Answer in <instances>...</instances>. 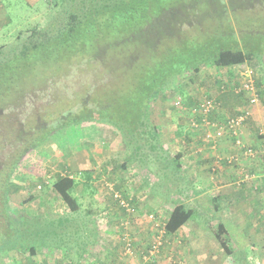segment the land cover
<instances>
[{"label": "rangeland", "instance_id": "rangeland-1", "mask_svg": "<svg viewBox=\"0 0 264 264\" xmlns=\"http://www.w3.org/2000/svg\"><path fill=\"white\" fill-rule=\"evenodd\" d=\"M93 1L95 3L99 2V0ZM229 1V7L233 10L227 16L218 15L223 13L222 9L224 2L218 1L215 5L213 0H137L135 2H126L122 8L112 9L110 5L107 8L99 6L95 10H92L90 19L83 21V26L86 25L83 29L91 31L97 30L96 26L101 19L105 24L101 26L111 28V19L113 17L116 19L121 18L122 12L127 15L128 13L131 14L133 11L136 12V15L138 13L137 16H140L141 19H145L146 16L147 20H151L152 15L156 14L158 10L167 7L170 3L171 5H174V2H182L185 6L187 4L191 5V7L196 6L195 8L197 11H194L192 8L186 11V13L193 16L192 22L197 23V25H195V32H191L190 27L187 29L184 28L185 32L189 35L183 36L180 40L177 38H171V46L161 52L154 61H143V65L149 64L152 66L151 71H154V69L157 71L161 70L162 62L164 63L163 59L171 58L172 54L175 56L171 64L173 67L175 66V61L176 64L184 63L185 59L189 55V52H191V49L196 47L191 46L194 44L206 45L210 47L205 51H197L204 56L211 53L213 49L211 46L218 47L221 45L225 48L235 49L238 48L237 43L239 41L242 46L246 43L247 48L250 46L253 51L264 50V7L260 8L261 6H258L259 3L255 4V2L259 0ZM71 6L78 8V0L76 2L72 0H65L64 3L62 0H0V46H3L2 57L7 58L8 56L13 55L23 44L29 45L31 41L45 39L47 36L44 35L46 34L57 33V31L60 30L64 24H66ZM186 13H184L185 19H187ZM215 14L220 17V22L216 20ZM199 15L200 18L198 19ZM109 17L112 18L108 20ZM52 20L54 25L51 26L49 23ZM233 20L237 24L240 22L241 24L249 25L247 27L248 29H244L242 31L234 29L231 27ZM123 27L125 28V26ZM43 30L47 33L43 34L44 32H41ZM246 46L244 48H246ZM114 51H119V48L114 49ZM118 54L120 55V53ZM104 56H107V51H104ZM176 58H178V60H176ZM193 58L194 56L190 57L188 60ZM188 60L187 62H189ZM76 61L77 60H67L66 62H69L70 68L59 67L58 71L55 73V75L60 78L64 76L61 75V73L66 75L71 73V68L74 69L72 74H70V77H72L73 80V86L70 89L72 97L70 98H75V100H71L68 94L65 96L55 94L50 96L48 99L45 98V94H41L36 95L37 98L32 99L31 95L35 94L36 89L42 87L46 81V77L42 72L43 66L50 67L52 65L53 68L55 67L54 64L57 62V58L54 55L50 57L48 52L42 48L29 51L28 54L23 56L21 59V62L24 65H28L33 68L38 66L41 69V79L36 77L34 78L32 73L27 79L20 77L14 78V80L11 79V81L6 78L5 80L0 79V84L1 82L9 84L5 87L1 86L0 88V168L2 164H5L8 165L6 171H9L12 166H14L9 174L10 176L6 180L8 192L6 197L9 198L8 200L10 202L9 204H11L12 211L20 217L29 218L30 216H39L41 219H45L70 214L61 199L51 188V183L55 175L72 173V170H74L72 162L75 161L72 157L73 153L75 154L77 151L86 148L102 149L105 147L107 141L111 143L113 148L118 147L120 142L123 144L119 134L113 127L104 121L84 122L82 125L77 126V128L69 127L61 128L59 130L53 129L57 120L60 118L61 113H66L68 110L75 111L80 107L79 98H82L86 92L91 91V93L89 92V95H91V102L94 105H96L97 101H99L97 94L94 93V87L90 88L88 85L92 76L94 78L93 83H100V81L104 80V75L101 73L104 72L106 59H90L89 61L85 59L83 60V63L78 59L79 64H77ZM12 63L13 65L15 64L14 61H12ZM252 63L255 65H247L254 68L255 82L257 81L259 83L262 99L264 94V90L262 89L264 84V54L259 62ZM241 65L244 66V64ZM210 66H203L198 70L190 71L189 74L186 72L185 75L181 74L180 76H177L174 82H179L178 87L176 88V85L170 86L171 89L163 91L157 99H154V101L151 102L153 120L159 125V127L161 126V128H163L160 129L162 133V143L164 144L163 148L167 151V153L171 154V135L173 133V129L171 128V118L176 117L177 114L187 115L183 109L184 105H186V108H193V104L191 105L190 103H193L194 101H197L196 104L199 103L206 94V91L204 90H222V92L216 90V97H219L218 100L219 104L221 102V109L210 112L208 117L211 119L220 120L226 116L234 115L237 113L238 109L245 104L243 99L230 89L234 85L233 83H235L237 79L239 80L240 76L237 68L235 73H233L232 70L222 69L219 66H217V68ZM139 69L144 70L145 67L141 66ZM78 74L84 78V81H82L80 77L78 78ZM52 76L55 77L53 74L50 78ZM33 79L36 83H32L34 81ZM224 79H227V81H223ZM146 81L147 78L144 79L143 83ZM226 84L229 88L224 86ZM221 85H223V89ZM87 88H89L88 91ZM149 90L150 86L146 84L145 92L147 93ZM108 92L110 91L108 90ZM127 94H129V91L125 90L123 95ZM180 96L183 98L184 103L180 102L176 105L175 100ZM208 96L211 97L210 94H208ZM218 100L216 101L218 102ZM126 104L128 103L126 102ZM188 116L190 117V113H188ZM189 117L187 118V121H189ZM179 119H184V117L181 116ZM91 126L92 130L95 126V129H98L97 131H102V133H97V131L95 133H93V131L87 133V128ZM50 127L53 129L50 131V135H47V133L44 134L46 129ZM87 135L91 137L79 140L80 137H86ZM77 136H79V138H77ZM35 137H39V140L37 141ZM33 139H35V142ZM69 139H72V142ZM75 140H78L79 143L77 144V147L76 145H73L71 148V145ZM74 147H76L75 150ZM21 148L28 150L22 155V157L18 158L17 164L14 165L12 159H17V155L20 153ZM103 157L105 158L104 163H100L98 165H96V163L93 164L94 166L96 165L97 170L101 167L99 170L100 175L98 176L105 175L107 180L99 181L98 179L92 178V176L90 180H86L84 176H82V178L80 177V172L84 170H77L78 172L76 173V177L79 184L83 186L84 190H81V185L79 186L78 184L74 191L77 195L79 194L78 199L81 203V211L74 214L76 221L74 220L71 230L68 233V239L75 241V243L68 245L72 248L70 254L65 258L63 257V251L61 249L50 248L49 250H38L36 256L29 258L25 255L26 253L11 249L7 252H0V264H68L69 261L75 262L76 251L79 250L83 243L86 250L89 248L88 251L91 255H95V253L101 251L99 247L97 246L96 248L94 244L96 243L95 240L101 242L100 238H97L96 236L97 234L100 235L97 231V224L102 225L104 218L108 215L105 211H101L99 213L97 212L101 206L98 205L99 200L95 197L96 189L98 188L99 190L101 187H106L105 189H101V191H103L101 193H105L106 197H110L108 198L110 205L106 204L107 206L104 205L105 207L103 208H109L114 212L123 211V214L120 213L122 217H126L127 214L133 212L132 205H130L127 198L122 194L121 188H119V182L115 181L114 183L109 181L110 178L107 176V173L112 174L111 170L108 171V169H110L113 165L112 159L117 158L110 156L112 159H108V154L105 156L103 155ZM10 158L11 160L8 162ZM167 168H169L168 165ZM2 184L3 182L1 180L0 186ZM187 188L190 190L189 185H187ZM172 192H174V194ZM172 192L171 206L175 202H179V199L174 201H172V199H181L183 194L176 191ZM186 196L188 200H190V197L188 195ZM209 198H212L211 194L208 198H201L202 203L206 202ZM188 200L187 202L190 204L189 206H192L193 202H198V200ZM123 207L125 208L124 210L122 209ZM160 215L161 213L158 216L159 219ZM202 218L207 219L203 213L201 214V220ZM211 221L212 224H210ZM4 222L5 220L3 219V215H0V227L4 224ZM121 225L122 226H118V229H120V232H123V236L121 237L120 234V236H118V240L124 239V237L131 239V234L128 231L124 232V221L121 222ZM207 225L210 226V229L205 230L207 228L206 227L204 229V233L201 232L200 228H195L194 225L192 228L189 226L187 230H191L194 237H200L202 244L206 242L208 252H210L213 259L216 258L219 253L231 257L225 253L218 241L213 238V232L217 230V219L215 217L212 218L210 221H207ZM99 229L100 231L102 230V228ZM104 231L105 229L103 230V233ZM182 233L183 232H180V234ZM232 233L231 235L228 234L229 238L227 237L228 240L225 241L229 246H235L232 243V238L236 235ZM155 234L160 235L161 230L155 229L153 235ZM203 234L207 240L206 238L201 237ZM153 235H151L150 241H152ZM101 236L102 235L99 237ZM81 237L83 238V242L80 243L78 240L81 241ZM172 237L176 238L175 240L180 239L182 242L184 240V238L178 234L173 235ZM86 241H88V243ZM90 241H92V243H90ZM241 243H239L238 246H235V248L239 247V249H243L245 253H248L249 249L253 250L254 247H256L255 242H253L251 238H247ZM99 245L102 246V244ZM189 246L191 247L192 244L188 246L182 244L181 248L177 250H180V252L176 255H180L184 250L186 256L187 252H189ZM192 250L196 253L195 248ZM218 250L219 252L217 254ZM159 253L160 249L158 254ZM238 255H240V253H238ZM119 256L122 260H120L117 256V261L111 262L126 264L125 259L129 261V259L133 257L124 256V254L121 253H119ZM248 256L251 257L247 259V264H264L260 260L252 258L253 255L251 253H249ZM83 258L82 263H84ZM89 258L92 259V256H89ZM187 261L188 260H183L182 258L177 257L175 259L174 256L171 263L179 264ZM229 261L233 262L230 259ZM84 264H87V262ZM238 264H244V262L241 260Z\"/></svg>", "mask_w": 264, "mask_h": 264}, {"label": "trees", "instance_id": "trees-1", "mask_svg": "<svg viewBox=\"0 0 264 264\" xmlns=\"http://www.w3.org/2000/svg\"><path fill=\"white\" fill-rule=\"evenodd\" d=\"M62 1L63 3L65 2V0ZM72 1L76 2L77 0ZM131 1L135 2L137 0H99L98 3H95L93 0H78V8L71 6L72 9H69L70 12L68 13L66 24H64L57 33L46 34L47 32L43 30L41 32H44L43 34H46L44 36H47L45 39L31 41L29 45L23 44L18 51L7 58L2 57L3 46H0V79L5 80L6 78L10 79V81L17 77L27 79L31 73L34 78L41 79V69L38 66L33 68L24 65L21 59L23 56H26L29 51L42 48L48 52L50 57L54 55L57 58V62L54 64L55 67L53 68L52 65L50 67L43 66L42 72L46 77V81L42 87L36 89L35 94L31 95L32 99L37 98L36 95L41 94H45L46 99L55 94L64 96L68 94L70 98L72 97L70 89L73 86V80L70 74H72L74 69L71 68V73L66 75L61 73V75L64 76L58 78L55 75L58 68H70L69 62H66L67 60H77L76 63L79 64L78 59L82 63L85 59L87 61L99 58L106 59L104 72L101 73L104 75V80L100 81V83H93L94 78L92 76L88 85L90 88L94 87V93L98 96L99 101H97L96 105L91 102V95H89L91 91H89L90 93L86 92L82 98H79L80 107L75 111L68 110L66 113H61L53 129L59 130L61 128L77 127L84 122L104 121L113 127L119 134L125 145L128 160L147 164V157L152 156L153 160L160 158L164 162H168V165H171V154L164 150L160 127L153 120L151 102L157 99L163 91L171 89L170 86L176 85L177 88L179 82H174V80L181 74L185 75L186 72L189 74L192 70H198L203 66L206 67L210 65L231 67L246 63V65L250 64L253 66L255 64L252 62H259L264 54V50L253 51L250 46L247 48L246 43L242 46L239 41L237 43L238 48L235 49L225 48L221 45L218 47L211 46V48H213L211 53L204 56L197 51H205L210 47L194 44L191 46L196 47L191 49L184 63L176 64L175 61V66L173 67L171 64L175 56L172 54L171 58L163 59L164 63L162 62L161 70L157 71L154 69V71H151L152 66L149 64L143 65V61H154L161 52L171 46V38L180 40L183 36L189 35L185 32L184 28L187 29L190 27L191 32H195V25H197V23L192 22L193 16L186 13V11L191 8L197 11L195 8L196 6L191 7V5L188 4L185 6L182 2H174V5L170 3L167 7L158 10L156 14L152 15L151 20H147L146 16L145 19H141L140 16H137L138 13L136 15V12L133 11L131 14L128 13L129 15H125V13L122 12L121 18H108V20L112 18L110 21L111 28L101 26L105 25L104 21L101 19L96 26L97 30L91 31L83 29L86 27V25L83 26V21L91 18L90 14L92 10H95L99 6L107 8L109 5L112 9L122 8L126 2ZM218 1L224 2L222 9L223 13L218 15H229L233 10L229 7L230 1L213 0L215 5ZM256 3H259L258 6H261L260 8L264 7V0L256 1L255 4ZM184 13L187 14V19L184 18ZM199 18L200 15L198 16V19ZM215 18L220 22V17H218L217 14H215ZM50 24L51 26L54 25L53 20L49 25ZM123 26H125V28ZM248 26L249 25L241 24L240 22L237 24L234 20L231 23V27L241 31L248 29ZM245 46L246 48H244ZM116 48H119V51L115 52L114 49ZM104 51H107V56H104ZM118 53H120V55ZM193 56V59L188 60ZM176 60H178V58H176ZM187 60L189 62H187ZM12 61L15 62L14 65ZM141 66H144L145 69H139ZM53 74L55 77L52 76L50 78ZM79 77L84 81V78L78 74V78ZM145 78H147V81L143 83ZM32 83H36V81L34 80ZM146 84L150 86V90L147 93L145 92ZM256 84L259 87L257 81ZM8 85L9 84L6 82H1L0 88L1 86L5 87ZM88 90L89 88H87V91ZM108 90L110 92H108ZM125 90H128L129 94L123 95ZM70 99L75 100V98ZM179 99L180 102H183L181 96ZM126 102L128 104H126ZM197 104L192 105L193 108L190 107L192 114H190L187 123L191 129L202 130L204 116L201 110L197 108ZM186 109L189 110V108ZM51 128L52 127L47 128L44 134L47 133V135H50V131L53 130ZM35 139L38 141L39 137H35ZM35 139H33L34 142ZM252 149L255 151L254 147H252ZM27 150L28 149L21 148L20 153L17 155V159L11 157L13 158L12 162L14 165L17 164L18 158L22 157ZM237 153H240L239 159H241V156H244L241 150H238ZM260 154L264 156L262 147L260 149ZM11 158L8 162H10ZM7 166L8 165L2 164L0 168V182L1 180L3 182L0 186V215H3V219L5 220L4 224L0 227V252H7L12 249L15 251H22L26 253L25 255L27 257L32 258L37 255L38 250H49L53 248L61 249L63 251V257L66 258L72 249L68 245L75 243V241L68 239V233L71 230L74 220L76 221L74 214L81 211V203L78 199L79 195L77 196L76 193H74L75 188L79 184L78 179L71 177L69 174H56L51 183L52 190L61 199L70 214L45 219H41L39 216H30L29 218L20 217L12 211L11 204H9L10 202L8 200L9 198L6 197L8 193L6 180L14 167L12 166L11 170L6 171ZM91 173V170L86 169L80 172V177L82 178V176H84L86 180H90ZM92 178L97 179L96 177ZM80 185L81 184H79V186ZM81 190H84L82 185ZM209 202H211V204L214 202L215 204L214 198H211L208 203ZM122 209L125 208L123 207ZM194 210V208H188L183 204L172 206L171 211L168 212L167 218L162 222L164 234L174 233L181 225L185 224L189 219L194 218L196 215L194 214ZM205 214L206 213H204V215ZM210 220L211 219L208 217L206 221H204L206 225L207 221ZM216 226L217 230L213 232L214 238L218 241L225 253L231 256L237 263L242 260L244 264H247V253H245L243 249H238L237 251L234 246L227 245L225 241L228 240L227 237L229 238V236L226 229L222 223L217 222ZM122 236L123 232H121V237ZM131 239V243L135 248L134 240L132 237ZM78 241L80 243L83 242V238L81 237V241ZM119 241L122 251L124 240L120 239ZM86 242L88 243V241ZM150 242L146 249L136 252L139 254L145 252L149 248ZM90 243H92V241H90ZM83 244L79 250L76 251L75 262L69 261L68 264H80V259L87 253L86 247L84 248ZM249 251L250 250H248V252ZM238 253H240V255H238Z\"/></svg>", "mask_w": 264, "mask_h": 264}, {"label": "crops", "instance_id": "crops-1", "mask_svg": "<svg viewBox=\"0 0 264 264\" xmlns=\"http://www.w3.org/2000/svg\"><path fill=\"white\" fill-rule=\"evenodd\" d=\"M210 67L217 68V66ZM221 68L232 70L233 73L236 71V66ZM223 81H227V79ZM239 81L240 79H237L233 84L236 85ZM224 86L228 87L227 84ZM262 89L264 90V84ZM216 90L222 92L221 89L204 90L206 94L203 97L207 98L209 97L208 94H210L211 98L218 100L219 97H216ZM238 96L245 102L242 95ZM196 102L194 101V103L190 104L194 105ZM261 102V105L253 108L251 116L240 129L244 142L254 147L256 153L253 157L249 158L241 156V159L232 165L228 164L224 158L218 157L219 159H217L216 157L217 154L226 157L238 152L233 147L232 140L229 137H224L218 141L217 148L212 150L210 143L202 139L201 130L189 127L187 118L189 117L188 113L191 108L189 107L188 110L185 106L183 109L187 115L177 114L176 117L171 118V128L173 129L171 135V165H168V162H164L160 158L153 160L152 156H149L151 158L147 157V164L139 161H130L127 158V151L123 142V144L120 142L118 147L113 148L111 143L107 141L105 147L102 149L81 148L82 150L77 151L75 154L73 153L72 158L75 161L72 162V167L74 170L69 175L76 177L77 170L87 169L91 170V176L96 177L99 181L107 180L105 175L98 176L100 175L99 170L101 167L99 170L96 167V165L105 162L103 155L108 154V159H112V156L116 157L117 159H112L113 165L108 169V171H112V174L107 173V176L110 178L109 181L114 183L115 181L119 182L122 194L127 198L130 205L133 206V212L127 214L126 217H122L123 211L114 212L109 208H103L106 204L110 205L108 200L110 197H106L105 193H101L103 192L101 189H105L106 187H101L99 190L98 188L96 189L95 197L98 198V205L101 206L97 212L105 211L108 216L104 218L102 225L97 224V231L102 236L99 237L101 242L95 241L96 243L94 244L101 251H98L95 255H91L88 248L87 253L84 254L86 255L83 258L84 263L109 264L111 261H117V256L122 260L119 256L121 243L118 240V236H120L121 232L118 226H122L121 222L123 221L125 224L123 227L124 232L128 231L134 240L135 251L140 252L146 249L154 230H163L162 222L167 218L171 207L176 204H183L188 208H194V214L196 215L181 225L174 233L163 234L164 243L160 248V253L156 257V264H172L171 260L174 256L175 259L177 257L188 260L185 263L181 262L179 264H238L232 257L220 253L213 259L210 252H208L206 242L202 244L200 237H194L192 235L193 232L187 230L189 226L192 228L193 225L197 229L200 228L202 233L210 229V226L204 222L206 219L202 218L201 220L202 213H206V218L212 219L215 217L218 223L223 224L229 235L234 232L232 234L236 236L232 238V243L235 246H238L239 243L244 242L247 238H251L255 242L256 247L253 250L249 249L250 251L247 253L246 258L249 259L251 256L248 255L251 253L253 255L252 258H256L264 263V156L260 154L262 146L259 135V129L264 121V94ZM219 109H221V102ZM190 114H192L191 111ZM181 116L184 119H179ZM92 126L87 128V133L91 131L95 133L98 130L95 129V126L92 130ZM160 129L163 128L160 126ZM97 133H102V131H97ZM87 137L91 136H82L79 140H84ZM69 140L72 142V139ZM78 143L79 141L75 140L71 148L73 145L77 147ZM76 147H74V150ZM93 163H96V165L94 166ZM165 165H168L170 169ZM245 173L250 174V178H245ZM187 185H189L190 190H188ZM172 191L183 194L181 199H172V201L179 199V202H175L171 206ZM172 193L174 194V192ZM210 194L214 198L215 204L214 202L212 204L211 202L208 203L211 198L202 203L201 198H208ZM186 195L190 197V200H188ZM187 200H198V202H193V205L189 206L190 204ZM158 213H161L160 219ZM210 224H212V221ZM99 228H102V230L100 231ZM103 228L105 229L104 233ZM180 232L183 233L180 234ZM176 234L184 238L183 242L180 239L175 240L176 238L172 237ZM201 237L206 238L204 234ZM99 244H102V246ZM182 244L185 246L192 244L191 247L189 246V252H187L186 256L184 250L180 255H176L180 252V250H177L181 248ZM191 248H195L196 253ZM236 249L238 251L239 247ZM218 252L219 250L217 254ZM89 256H92V259ZM229 259L233 262H230ZM125 261L126 264H140V254L137 253L129 261L126 259ZM80 262L84 264L82 263V259H80Z\"/></svg>", "mask_w": 264, "mask_h": 264}, {"label": "built area", "instance_id": "built-area-1", "mask_svg": "<svg viewBox=\"0 0 264 264\" xmlns=\"http://www.w3.org/2000/svg\"><path fill=\"white\" fill-rule=\"evenodd\" d=\"M235 66L238 70L240 81L233 86L232 90L235 94L242 95L245 99V104L238 109L237 113L226 116L220 120L208 118L209 113L218 110L220 105L219 102L211 97L202 98L196 106L201 110L204 116V123L202 124L203 128L201 130L203 136L202 139L208 141L213 150L217 148V143L220 139L229 137L232 140L233 147L237 150H241L244 157L249 158L255 155V151L250 145L244 142L240 134V129L251 116L253 108L261 105V93L260 88L255 82L254 69L241 64ZM175 102L176 105L180 103L179 97H177ZM259 135L262 141V151L264 152V121L259 129ZM216 157L217 159H219L218 157L221 159L224 158L228 164H235V162L239 160L238 153L226 157L217 154ZM250 176V174L245 173V178H250ZM163 234L164 231L161 230L160 235H153L149 248L141 253L142 263L140 264H156L155 257L163 243ZM128 239L129 238L127 237H124L123 239L124 247L121 254L131 257L135 254V249L131 243V239ZM109 264H119V262H111Z\"/></svg>", "mask_w": 264, "mask_h": 264}, {"label": "clouds", "instance_id": "clouds-1", "mask_svg": "<svg viewBox=\"0 0 264 264\" xmlns=\"http://www.w3.org/2000/svg\"><path fill=\"white\" fill-rule=\"evenodd\" d=\"M230 165H232V164H230ZM135 249V248H134ZM121 253V252H120ZM137 254V252L135 251V255ZM140 257H141V254H140ZM142 259V258H141ZM141 263H142V261H141Z\"/></svg>", "mask_w": 264, "mask_h": 264}]
</instances>
